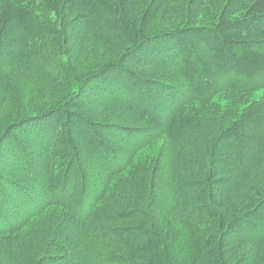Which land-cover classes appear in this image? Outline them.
<instances>
[{"label": "trees", "instance_id": "obj_1", "mask_svg": "<svg viewBox=\"0 0 264 264\" xmlns=\"http://www.w3.org/2000/svg\"><path fill=\"white\" fill-rule=\"evenodd\" d=\"M94 25L102 33L97 42L109 38L112 57L68 75L75 95L17 114L0 131V151L29 174L11 183L0 176V231L18 230L11 240L19 241L21 262L150 264L118 253L149 246L147 255L170 264L154 211L164 207L155 203L154 168L166 156L183 197L171 206L188 232L197 231L191 244L202 260L194 264H259L243 249L253 242L264 248V0H0V111L13 99L9 70L64 75L71 32L79 26L86 37ZM91 87L125 89L140 125L102 121L85 109L81 96ZM138 144L158 146L153 161L133 163ZM247 183L250 204L237 205L230 197ZM217 199L228 205L218 210ZM234 201L236 213L228 210ZM25 229L42 234L41 242L27 248ZM56 232L64 240L44 257ZM68 235L77 241L71 245Z\"/></svg>", "mask_w": 264, "mask_h": 264}, {"label": "rangeland", "instance_id": "obj_2", "mask_svg": "<svg viewBox=\"0 0 264 264\" xmlns=\"http://www.w3.org/2000/svg\"><path fill=\"white\" fill-rule=\"evenodd\" d=\"M71 33H72V37L70 41L71 56L68 57L64 63L67 64L68 67L70 68L64 69L65 72L64 75L59 74L58 71L57 72L55 71L56 72L55 73L53 70L47 68H31L30 70L28 68V70H26V67L24 68V65H17L12 70H9V72H7V78H6L7 82L3 80L2 85L5 82L6 89L8 90V93L10 91L12 92L11 94L13 96V99L6 100L1 108L0 131H2L6 125L11 123L13 117L17 114L26 112L30 108L32 109V108H40L47 106L49 103L60 99L63 96L62 94L64 93L75 95L76 93L75 86H72V84L69 82L68 75L78 74L77 73L78 71L86 72L89 68H91L93 62L94 64H97L100 61L112 57V52L110 51L111 48L109 46L110 44L109 38L107 37L106 39H104L106 42L96 41L97 37L101 36L102 34L100 33L99 27H97L96 25L86 30L87 33L86 37L84 36V31H82L81 27L79 26H75ZM114 42H118V41L112 38V44H114ZM131 69L134 71H140V67L132 66ZM9 75L10 77H8ZM17 82L21 84V90H23L24 92L20 96L16 94V89H14V87H17V84H15ZM14 84L15 86L13 87ZM12 88L14 89L13 91ZM124 91L125 89L115 90L114 92H112L111 89L105 91H97L96 89H93V87H91L87 89L81 96L84 108L87 109L89 112H91L93 115H95L97 118L101 119L102 121H107L109 123L125 125V126L126 125L138 126L140 125V120L138 118L137 113H135L132 107L130 106L131 100L128 98L127 95L124 94ZM114 97H120L119 99L121 101H112L111 98ZM18 100L21 101L18 102ZM20 103H22V108ZM16 135H17L16 137H20L19 134ZM43 139H40L38 141L39 144L45 142V140ZM30 141L34 142V140L32 139H29L27 142ZM14 143H15V139L14 138L10 139L7 142V148L12 147ZM159 147L162 148V145H159ZM164 147L165 144L163 143V148ZM156 149H158V146L151 150L148 149L147 147L141 150L140 144H138L136 146V154L137 152H139L138 155H140L141 157H137L135 154L134 156L135 159L133 163L136 164L139 160H142L143 162H146L148 164L149 162L153 161L155 157ZM171 150H173L172 144H170V152ZM0 152H2L0 153V176L2 177V179L6 178L10 180V183L12 182L11 181L12 178H18L19 180L29 179L28 178L29 174L27 173V169L24 166V164H21L20 161H17L16 163L14 161L12 162L10 156L6 152L3 153V150ZM166 158L167 157L165 156L161 160V166H159L158 168H154V170H156V178H155L156 190L154 193L155 203H157V205H161L160 207L164 205V207L160 208V210L159 208L154 209L157 215L156 224H158V232L162 233L161 238L165 242L163 247H165L167 251L168 260L169 258L171 259L170 264H194V261L197 257L199 260H202L201 254L198 253L199 251H197L196 247L191 244L192 239H195L197 237V231H194L192 233L189 230L188 232L183 219L180 217L179 211H177V209L174 206H171L172 202L177 201V203H179L178 199L182 200L183 197L182 196L180 197L179 194L176 192L177 191L176 174L172 170V166L167 165ZM102 175L103 174H101L97 178H100ZM225 177L226 179L227 178L230 179L232 176L231 174L227 173L225 174ZM250 181H252V179ZM248 186L249 184L247 183L246 187L240 189L237 192H234L233 196L230 197V200L233 198V200H236L237 205L240 202H242L246 207L249 206L250 204L249 201L246 202L247 200L246 197L249 194ZM4 187H9V186L5 184ZM130 191L132 190L130 189ZM132 192H133L131 193L132 196L137 195L136 191L135 192L132 191ZM36 194H37L36 200H39L38 199L39 191H36ZM57 199L61 200V198H57ZM224 199L223 201L221 199L216 200L215 205L218 210L228 205V202H226V200ZM236 202L234 201L230 204V206H228V210L230 212L235 211L236 213L237 211H239L235 206ZM4 204L5 205L7 204L6 201H4ZM69 204L72 205V200L69 201ZM245 206H243L244 209L246 208ZM235 208L236 210H234ZM8 210L11 211L12 208L9 206ZM13 210H17V209L15 208ZM84 213L85 212H83V214ZM0 219H4V216L2 215ZM63 224L66 227L64 231L67 232V230H69V225L67 224V222L64 223L61 222L60 226L62 230L64 227ZM51 226L52 223L49 222V224H47V227H51ZM2 228L3 226H0V230ZM19 232H23V230L19 229ZM24 232L26 233L25 235L26 237L24 236V241L27 239L25 243V245H27V248L30 247L31 241L36 243L41 242L42 234L40 235L39 233L38 236L37 235L33 236L32 232L34 231L29 229H25ZM56 233L53 235L54 241H50L47 247L45 246L43 250L44 257L46 253L54 254L55 253L54 250H56L54 244L56 242H61L62 240H64L62 233H57V234ZM16 234H18V230L14 231V233L10 230L7 231L6 229L0 231V264H29L28 262H21V257L23 253L17 250V248L19 247L18 245L19 241L11 240L12 236H14V239H16L17 237ZM67 237L68 239H70L71 245L73 242L77 241V238H74L69 235ZM183 238H187L185 243L182 242ZM226 244L227 246L231 245L230 242H226ZM255 245H257V243L253 242L249 244L247 248L243 249L244 254L247 253L246 251H249V253L250 251H254L253 253H255L256 258L259 257V260L261 261L259 264H264V260H263L264 248L260 249L259 246L254 247ZM187 246L189 250L186 254L182 249H186ZM167 247H172V250H169ZM32 249L36 250V252L39 253L38 250L39 248L37 249L32 248ZM148 249H150L149 246H146L147 254H148ZM156 250L157 248H154V251ZM159 251L160 254H158V258H160L161 256L163 257L162 248L161 249L159 248ZM139 252H135L131 249H125V250H120L118 253H129L133 255V257H135L136 260H140V262H148L150 264L151 263L161 264L158 261H154L152 256L147 255L141 249ZM244 254L240 253L237 259L242 260L241 257H243ZM184 255H186L187 257L182 259V256ZM192 255L195 256L193 259H191ZM31 264L33 263L31 262Z\"/></svg>", "mask_w": 264, "mask_h": 264}]
</instances>
